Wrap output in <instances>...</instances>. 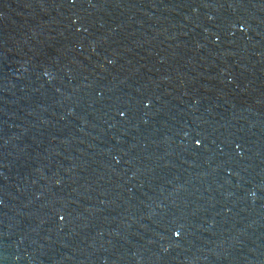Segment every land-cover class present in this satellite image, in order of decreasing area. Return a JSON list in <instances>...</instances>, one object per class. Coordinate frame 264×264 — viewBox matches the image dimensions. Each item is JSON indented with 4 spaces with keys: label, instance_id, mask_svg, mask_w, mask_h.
<instances>
[{
    "label": "water",
    "instance_id": "1",
    "mask_svg": "<svg viewBox=\"0 0 264 264\" xmlns=\"http://www.w3.org/2000/svg\"><path fill=\"white\" fill-rule=\"evenodd\" d=\"M0 264H264V0H0Z\"/></svg>",
    "mask_w": 264,
    "mask_h": 264
}]
</instances>
